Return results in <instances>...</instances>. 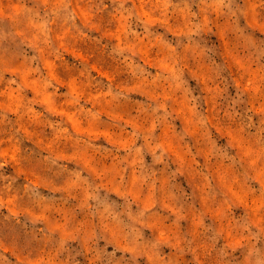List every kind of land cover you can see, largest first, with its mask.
I'll return each mask as SVG.
<instances>
[{
    "label": "rangeland",
    "instance_id": "1",
    "mask_svg": "<svg viewBox=\"0 0 264 264\" xmlns=\"http://www.w3.org/2000/svg\"><path fill=\"white\" fill-rule=\"evenodd\" d=\"M0 264H264V0H0Z\"/></svg>",
    "mask_w": 264,
    "mask_h": 264
}]
</instances>
